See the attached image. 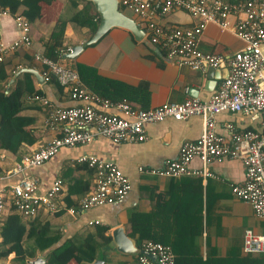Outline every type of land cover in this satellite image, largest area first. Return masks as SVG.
<instances>
[{
	"label": "crops",
	"instance_id": "crops-1",
	"mask_svg": "<svg viewBox=\"0 0 264 264\" xmlns=\"http://www.w3.org/2000/svg\"><path fill=\"white\" fill-rule=\"evenodd\" d=\"M84 1L79 0L80 7L84 6ZM33 2L38 21L32 24V45L18 49L5 59L11 61L9 69L14 72L20 67H32L41 73L44 65L37 55H44L54 22L62 14L71 12L70 0ZM124 12L141 25L136 14ZM161 21L178 26L195 24V19L182 9L171 11ZM93 33L89 27L69 22L65 30V44L73 48L89 40ZM19 34L15 15L9 13L0 17V40L10 43ZM245 45L233 30L223 29L215 23L207 24L198 39V47L202 51L226 56L243 50ZM29 57L33 58L32 61ZM59 60L76 69L78 64L86 65L91 69L87 70L88 75L98 85L108 87V92L114 90L113 94L116 96L126 93L129 102L140 109L154 108L169 102H183L188 97H194L191 93H195V89L198 92L196 97L204 100L209 99L213 93L205 89L207 70H193L177 65L166 58L161 47L151 43L145 36L137 41L122 27H113L97 43L83 48L76 57L62 56ZM94 72L101 76L99 80L95 78ZM104 80L106 83L102 82ZM35 81L37 87L44 91V96L54 105L68 107L81 104L71 99L67 89H61L56 82L39 84L37 79ZM29 103L30 106L22 114L34 119L32 128L36 140L32 144L23 142L16 153L0 151V194L8 191L22 175L38 177L40 193L47 191L58 177L64 180V195L74 179L89 184L92 189L95 184L94 170L87 164L76 161L85 154L117 162L130 178L132 188L124 198L114 203L75 213L64 208L55 213L43 210L36 217L26 219L13 206H8L3 222L8 215L16 212L27 227L36 221L48 224L51 231H60L63 235L56 249L59 255L67 253L72 243H81L89 233L96 235L103 243L98 251V259L104 260V264H139L138 254L122 253L110 244L112 231L123 227L138 246V234L134 237L131 233L133 214L151 216L143 224H147V227L149 224L158 232H167L168 238L174 237L175 231L190 230L191 234H184L176 245L189 264H250L248 262L253 256L262 255L248 254L243 250L246 230L264 234V220L255 215L248 202L232 193V185L245 180V168L239 159L224 157L209 163L207 168L213 176L207 177H159L144 175L139 171L140 165L162 167L168 160L177 158L185 140H196L203 133L205 125L202 117L190 116L183 120L168 117L148 123L147 138L142 142L116 143L99 136L85 145L62 147L49 161L30 167L24 173H12L24 154L40 148L56 135L55 131L44 124L46 108L35 100ZM109 111L113 112V109ZM216 121L217 130L221 133L226 132L227 122L234 123L240 129L264 131L257 117L239 112L219 113ZM191 167L203 168L204 164L199 158H194ZM170 190L173 196L169 195ZM86 192L75 194L72 198L78 202ZM102 227L106 231L98 234V229ZM1 246L0 235V249ZM141 246L138 247L141 249ZM45 256V253L38 251L22 262L12 252L7 257L0 258V264H31L30 261L39 257L46 261Z\"/></svg>",
	"mask_w": 264,
	"mask_h": 264
},
{
	"label": "built area",
	"instance_id": "built-area-1",
	"mask_svg": "<svg viewBox=\"0 0 264 264\" xmlns=\"http://www.w3.org/2000/svg\"><path fill=\"white\" fill-rule=\"evenodd\" d=\"M119 4L120 8L137 15L145 37L161 47L167 59L179 66L201 71L217 68L224 62L228 76L220 80L207 100L188 97L183 102L140 109L127 99L111 100L89 89L76 68L46 55H37L44 65L41 71L44 81L57 80L67 89L69 97L81 104L62 107L54 105L44 95L31 96L46 108L44 124L56 135L40 148L24 154L12 173H24L30 167L44 164L62 147L85 145L99 136L116 143L142 142L147 138L148 123L168 117L183 120L200 116L205 126L198 139L185 140L177 158L168 160L162 167L140 165V173L171 178L207 177L213 176L207 168L209 163L224 157L239 159L245 168V180L233 184L232 193L248 202L255 215L264 220V131L240 129L227 122L226 132L221 133L216 121L219 113L239 112L257 117L264 128V0H119ZM175 9L189 13L195 24L163 23L162 17ZM9 13L8 9L0 7V17ZM15 21L20 34L10 43L0 40V62L18 49L32 45V28L28 20L17 14ZM209 23L233 30L245 42L244 49L228 56L202 51L198 39ZM72 49L68 47L66 53ZM194 158H199L204 167H191ZM76 161L94 170L95 184L79 198L76 206L66 208L70 212L114 203L131 190V180L117 162L89 154ZM39 186L38 177L22 175L8 191L1 192L0 225L8 206H13L26 219L36 217L43 210L55 213L65 208L62 199L64 180L61 177L43 193L39 192ZM141 249L148 254H138L139 264H175V253L168 244L148 239L143 241ZM243 250L248 254L264 255V234L247 229Z\"/></svg>",
	"mask_w": 264,
	"mask_h": 264
},
{
	"label": "trees",
	"instance_id": "trees-1",
	"mask_svg": "<svg viewBox=\"0 0 264 264\" xmlns=\"http://www.w3.org/2000/svg\"><path fill=\"white\" fill-rule=\"evenodd\" d=\"M84 3V6L80 7L79 0H70L71 12L62 14L54 22L50 38L45 46L44 55L59 60L66 53L68 47L65 44V30L69 22L89 27L92 32L96 30L99 22L98 14L91 2L84 1ZM0 7L8 9L12 15L18 14L24 17L30 23L31 28L32 24L38 21L33 0H0ZM26 54L27 52L24 53V56ZM32 59L29 57L30 61ZM10 64L11 61L7 60L0 62V151L16 153L23 142L32 144L36 140L32 128L34 119L22 114V112L27 106H30L29 102L33 100L30 98L31 96L44 95L45 93L37 87L36 77L30 72L20 73L8 90V82L15 73L9 69ZM77 69L85 84L98 94L111 100L127 99L130 101L126 93L116 96L113 94L115 93L114 90L108 92V87L98 85L88 75L87 70L91 69L86 65L78 64ZM94 75L98 80L101 78L96 72H94ZM52 82H56L61 89L63 88L57 80L54 79ZM102 82L106 83L105 80ZM114 87L117 86L114 85ZM89 189V184L83 183L81 180H72L67 194L62 196V199L66 202L64 209L76 206L77 202L72 198L73 195L81 194ZM169 195L173 196L171 190ZM150 217L149 215L139 214H133L131 217V233L134 237L138 234L137 245L141 246V242L148 239L168 244L175 253V264H189L183 258L182 250L179 251L176 245L184 234H191V231L182 228L183 230L175 231L174 237L168 238L167 232H158L149 224L148 227L145 226L147 224H143V221L149 220ZM105 231L106 228L102 227L98 229L97 233L102 234ZM0 235L2 238L0 258H5L10 253L15 252L16 258L22 262H25L28 257L34 256L39 251L45 253L47 264H91L98 259V251L103 244L96 235L89 233L81 243H72V247L67 253L59 255L56 249L59 247L57 245L60 243L63 234L60 231H51L46 223L36 221H33L27 227L21 216L16 212L8 215L0 225ZM263 262L264 255L262 254L253 256L248 263L262 264Z\"/></svg>",
	"mask_w": 264,
	"mask_h": 264
},
{
	"label": "water",
	"instance_id": "water-1",
	"mask_svg": "<svg viewBox=\"0 0 264 264\" xmlns=\"http://www.w3.org/2000/svg\"><path fill=\"white\" fill-rule=\"evenodd\" d=\"M91 2L99 15V22L96 30L89 40L83 44L73 47L71 52L63 54L64 58L76 57L86 46L97 43L108 31L113 27H122L128 30L133 37L139 41L145 36V31L141 25L131 16L121 10L119 0H85ZM22 72H30L34 74L39 84L45 83L42 74L32 67H20L8 82V90L13 84L15 78ZM228 67L223 62L219 67H209L207 69L208 80L205 84V89L208 91H214L219 80L225 79L228 76ZM193 90V89H192ZM195 89V93H191L192 96H198V92ZM111 246L115 247L118 251L127 254H148L146 251L140 249L135 245V242L130 238L123 227H117L112 231ZM31 264H47L43 258H37L30 261ZM91 264H104V260L97 259Z\"/></svg>",
	"mask_w": 264,
	"mask_h": 264
},
{
	"label": "rangeland",
	"instance_id": "rangeland-1",
	"mask_svg": "<svg viewBox=\"0 0 264 264\" xmlns=\"http://www.w3.org/2000/svg\"><path fill=\"white\" fill-rule=\"evenodd\" d=\"M122 9V8H121ZM123 10V9H122ZM124 11H126L127 13H130L128 10H124ZM131 14V13H130Z\"/></svg>",
	"mask_w": 264,
	"mask_h": 264
}]
</instances>
